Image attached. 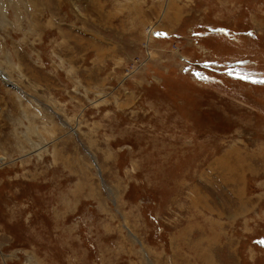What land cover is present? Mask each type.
I'll return each mask as SVG.
<instances>
[{"label": "rangeland", "instance_id": "1", "mask_svg": "<svg viewBox=\"0 0 264 264\" xmlns=\"http://www.w3.org/2000/svg\"><path fill=\"white\" fill-rule=\"evenodd\" d=\"M259 81L264 0H0V264H264Z\"/></svg>", "mask_w": 264, "mask_h": 264}, {"label": "bare ground", "instance_id": "2", "mask_svg": "<svg viewBox=\"0 0 264 264\" xmlns=\"http://www.w3.org/2000/svg\"><path fill=\"white\" fill-rule=\"evenodd\" d=\"M152 32V29H151V31H150V29H149V36H150V33ZM148 35V34H147ZM21 149V148H20ZM21 157V156H20ZM7 163V162H6ZM5 162H1V165L3 164V165H5L6 164Z\"/></svg>", "mask_w": 264, "mask_h": 264}, {"label": "snow or ice", "instance_id": "3", "mask_svg": "<svg viewBox=\"0 0 264 264\" xmlns=\"http://www.w3.org/2000/svg\"><path fill=\"white\" fill-rule=\"evenodd\" d=\"M254 82H257V81H254ZM260 83H264V81H259Z\"/></svg>", "mask_w": 264, "mask_h": 264}]
</instances>
